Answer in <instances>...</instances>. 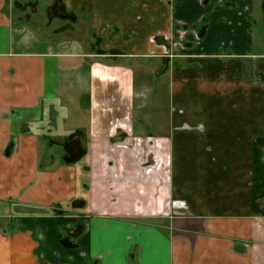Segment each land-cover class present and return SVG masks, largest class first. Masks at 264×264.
<instances>
[{"label":"crops","instance_id":"crops-1","mask_svg":"<svg viewBox=\"0 0 264 264\" xmlns=\"http://www.w3.org/2000/svg\"><path fill=\"white\" fill-rule=\"evenodd\" d=\"M8 2L0 264H264L250 0H64L50 37Z\"/></svg>","mask_w":264,"mask_h":264},{"label":"rangeland","instance_id":"rangeland-1","mask_svg":"<svg viewBox=\"0 0 264 264\" xmlns=\"http://www.w3.org/2000/svg\"><path fill=\"white\" fill-rule=\"evenodd\" d=\"M12 11L19 19L23 20L37 34L50 37L56 33L71 35L75 27V21L82 18L81 10H71L66 8L64 0H8ZM264 0H250L248 5V19L250 21V32L253 40V52L264 54V12L262 9ZM184 33L181 34L183 36ZM98 43L91 40L90 49L96 47ZM183 45V44H182ZM171 50V49H170ZM172 54L169 53V56ZM167 56V55H166ZM150 59H144L149 61ZM149 63V62H148ZM250 62L244 63V67H249ZM248 70V69H246ZM248 73L244 76L248 80ZM146 145L148 141H144ZM124 165V164H123ZM129 166H126L128 169ZM129 172L123 169V174ZM154 222V220H152ZM150 223V222H149Z\"/></svg>","mask_w":264,"mask_h":264},{"label":"built area","instance_id":"built-area-1","mask_svg":"<svg viewBox=\"0 0 264 264\" xmlns=\"http://www.w3.org/2000/svg\"><path fill=\"white\" fill-rule=\"evenodd\" d=\"M153 41V40H152ZM163 53L165 54V55H168V52L166 51V49H163Z\"/></svg>","mask_w":264,"mask_h":264},{"label":"water","instance_id":"water-1","mask_svg":"<svg viewBox=\"0 0 264 264\" xmlns=\"http://www.w3.org/2000/svg\"><path fill=\"white\" fill-rule=\"evenodd\" d=\"M263 12H264V3H263Z\"/></svg>","mask_w":264,"mask_h":264},{"label":"flooded vegetation","instance_id":"flooded-vegetation-1","mask_svg":"<svg viewBox=\"0 0 264 264\" xmlns=\"http://www.w3.org/2000/svg\"><path fill=\"white\" fill-rule=\"evenodd\" d=\"M264 3V2H263ZM262 9H263V6H262Z\"/></svg>","mask_w":264,"mask_h":264}]
</instances>
